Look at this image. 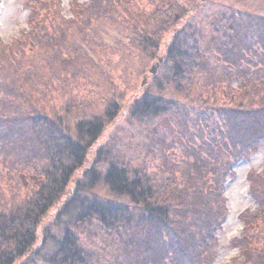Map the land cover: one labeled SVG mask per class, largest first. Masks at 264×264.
<instances>
[{
    "label": "trees",
    "instance_id": "trees-1",
    "mask_svg": "<svg viewBox=\"0 0 264 264\" xmlns=\"http://www.w3.org/2000/svg\"><path fill=\"white\" fill-rule=\"evenodd\" d=\"M25 3L29 29L0 50V72H10L9 79L0 78V264H213L215 231L228 214L223 188L235 175L233 165L264 138V14L235 9L217 21L222 28L214 25L216 33L204 46L189 29L177 30L189 14L178 0H88L73 5L71 17L57 0ZM172 13L177 15L175 22L164 25ZM140 17L153 25L140 24ZM104 20L126 25L130 47L151 59L174 33L165 60L170 84L179 91L195 87L188 74L196 69L206 79L199 95L213 108L212 134L202 140L185 137L183 155L175 160L164 156L159 174L147 161L140 166L125 161L107 149V142L99 144L90 162L92 148L124 108L114 101L121 92L106 101L101 113L72 122L69 111L48 110L42 77L22 61L27 50L37 47L56 64L75 66L76 53L83 68L100 70L103 59L98 51L106 50V42L95 25ZM76 31L82 39L75 44L64 41L66 36L73 39ZM67 70L65 66L63 72ZM176 105L151 88L132 101L130 113L152 120ZM166 137L160 136L163 152L180 146L164 143ZM223 153L228 160H223ZM248 177L256 210L242 214V233L232 242L238 255L223 264H264V173L252 171ZM101 183L122 204L89 195ZM57 206L62 207L59 214L42 228ZM76 212L75 223L96 221L107 235L126 234L113 261L86 248L77 232L59 219L70 220ZM49 243L53 252L43 258V247Z\"/></svg>",
    "mask_w": 264,
    "mask_h": 264
},
{
    "label": "rangeland",
    "instance_id": "rangeland-1",
    "mask_svg": "<svg viewBox=\"0 0 264 264\" xmlns=\"http://www.w3.org/2000/svg\"><path fill=\"white\" fill-rule=\"evenodd\" d=\"M25 1L0 0V50L3 48L2 46L13 44L23 31L29 29V14ZM87 1L57 0L58 5L68 17H71L74 13L72 10L73 5H81ZM178 1L188 10L189 14L183 22H180L177 30L189 29L190 33L197 35V38L204 46H207L212 41L213 34L216 33L213 27L217 25V21L223 16H230L235 9H240L242 12L244 10L248 11L254 16L255 14H264V0ZM159 10L161 9L159 8ZM175 16L177 15L172 13L162 23L169 25V23L175 22ZM160 18H162V15L155 17L156 21L154 23L158 22ZM139 20L140 24L146 25L147 28L153 25V22L146 20V17H140ZM100 23H96L95 28L104 35L105 40L103 43L106 42V50L103 53L98 51L99 56L103 59L100 64L102 67L100 70H97L94 66L93 68L96 70H90L88 65L83 68L79 62L81 55L76 53L74 54L76 67L63 61H59V64H56L53 57H46L47 54L45 53L46 56H43L45 49L41 48L39 50L37 47L36 51L33 49L27 50L26 57L22 61L32 64L38 70L39 76L42 77L41 90L43 91L47 88L45 89L47 92H44V98L50 99L48 105L51 108L48 110H55L59 114L69 111L72 122L77 117L83 118L101 113L108 104L106 101H113L118 98V94L121 92L120 99L114 101L120 102L124 108L118 119L106 127V133L101 137L99 143L92 148L90 162L96 156L99 144L107 142V149L119 153L125 161H133L135 166H140L147 161L149 167L153 168V173L159 174L164 156H169L170 159L175 160L183 155L181 145L185 144V137L193 136L195 139L202 140L203 137L207 139L212 134L213 121L215 122V118L211 114L213 108L205 102L206 96L203 100L199 95V92L204 89L206 79L199 77L200 74L195 72L200 71L196 69L193 74H188V78L195 82V87L190 92L186 91L183 93V91L177 89V85L174 83L170 84L169 78L172 75L168 73L170 67L169 62L165 60V55L167 54V48L173 41L174 33H170L168 38L162 43L156 59H151L146 54L143 57L139 56L133 46L130 47V42L125 38L127 28L124 26L126 25L119 22L114 23L113 20H104L102 24ZM217 27L222 28L220 24ZM73 34V39L66 36L64 41L69 44H75V42L83 38L82 34L77 33V31ZM32 50L36 52L35 55ZM160 58L163 60L156 74L151 73L150 69L158 63ZM65 66L68 70L63 72ZM7 70L0 72V75L3 74L0 78H10V72ZM64 74L67 77L63 76ZM0 82L2 81L0 80ZM158 83H161L164 88L159 89ZM151 88H155L158 94L161 92V95L166 98L177 101L178 107L177 105L174 106L173 110L171 109L167 114H162L157 119L142 118L140 120L132 117L130 113L132 101ZM32 95L34 96L35 92ZM226 106L237 107V104L227 103ZM163 134L167 135V140L164 143L173 144L175 142V144L180 146L173 149L165 148L163 152L161 150L163 144L160 139ZM256 144L255 147L243 155L245 156L243 159L233 165L235 175L230 176L223 188L227 200L225 204L227 205L228 214L215 231L216 240L213 243L215 244V258L213 264H223L237 257L238 249L234 247L232 242L242 233L241 230L244 224L241 220L242 214L246 211L254 212L256 210V203L249 194L250 183L248 175L252 171L264 173V138ZM160 150L162 151L161 153H159ZM222 157L224 161L229 159L225 153H223ZM79 176H82L80 172ZM89 195H93L100 201L109 199L117 201L116 204H122L123 202V200L119 201L113 194H110L107 187L102 183L94 189L93 194ZM61 209V206L53 209L46 221L41 224L42 228L49 221L51 222L49 218L54 220ZM78 210L79 208L77 207ZM76 214L77 212L72 215L74 218L70 216V220L65 218V216L64 218L59 216V219H62L65 224L77 232L81 243L83 242L86 248L98 250L105 259L113 261L117 245L122 239L126 238V234L119 237V234L113 231L111 235H107L106 230L102 231V227L96 221L81 225L82 219H80L81 222L75 223V220H77ZM77 224L80 228H74ZM42 231H40V238ZM40 243L39 241L38 250L42 247ZM52 250L53 245L47 244V247H43L41 256L43 258L44 256H50L53 252Z\"/></svg>",
    "mask_w": 264,
    "mask_h": 264
},
{
    "label": "water",
    "instance_id": "water-1",
    "mask_svg": "<svg viewBox=\"0 0 264 264\" xmlns=\"http://www.w3.org/2000/svg\"><path fill=\"white\" fill-rule=\"evenodd\" d=\"M162 58L159 59L158 63L156 65H154L151 69H150V72L151 73H155L156 74V71L158 70L160 64L162 63Z\"/></svg>",
    "mask_w": 264,
    "mask_h": 264
}]
</instances>
